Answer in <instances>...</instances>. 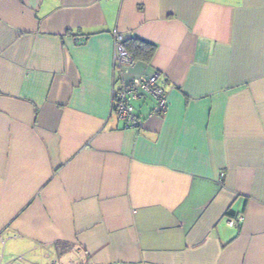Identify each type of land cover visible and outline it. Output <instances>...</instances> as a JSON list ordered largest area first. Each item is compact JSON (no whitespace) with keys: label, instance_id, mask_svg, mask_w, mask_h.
I'll list each match as a JSON object with an SVG mask.
<instances>
[{"label":"crops","instance_id":"obj_1","mask_svg":"<svg viewBox=\"0 0 264 264\" xmlns=\"http://www.w3.org/2000/svg\"><path fill=\"white\" fill-rule=\"evenodd\" d=\"M116 31L156 45L125 80L168 93L140 128L112 112ZM29 254L264 264V0H0V264Z\"/></svg>","mask_w":264,"mask_h":264},{"label":"built area","instance_id":"obj_2","mask_svg":"<svg viewBox=\"0 0 264 264\" xmlns=\"http://www.w3.org/2000/svg\"><path fill=\"white\" fill-rule=\"evenodd\" d=\"M114 68L116 71L115 85L112 90V112L120 119L125 127L140 128L142 119L136 113L134 103L146 94L151 95L156 102L154 113H164L168 106V93L160 84V73L154 72L149 76L139 75L128 81L124 77V67L132 66L134 59L124 44V36L116 31ZM115 83V84H116ZM230 217L228 224L234 226L237 219Z\"/></svg>","mask_w":264,"mask_h":264},{"label":"trees","instance_id":"obj_3","mask_svg":"<svg viewBox=\"0 0 264 264\" xmlns=\"http://www.w3.org/2000/svg\"><path fill=\"white\" fill-rule=\"evenodd\" d=\"M124 44L134 59V63L139 60L150 61L156 51L154 43L139 38H124Z\"/></svg>","mask_w":264,"mask_h":264},{"label":"rangeland","instance_id":"obj_4","mask_svg":"<svg viewBox=\"0 0 264 264\" xmlns=\"http://www.w3.org/2000/svg\"><path fill=\"white\" fill-rule=\"evenodd\" d=\"M137 63L139 64L142 62L138 61ZM126 67H128V66H126ZM134 105H135V103H134ZM135 108H136V106H135ZM25 258L28 260H32L34 262H38L39 264H50L49 263L50 261L52 262L53 260H56V259L58 260V257L55 254H53L51 256V258H41V257L36 258L35 256L33 257V255H30V254L25 256ZM74 261H76V260H74ZM74 261H71L70 264H78L77 262L75 263Z\"/></svg>","mask_w":264,"mask_h":264}]
</instances>
